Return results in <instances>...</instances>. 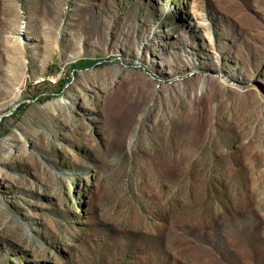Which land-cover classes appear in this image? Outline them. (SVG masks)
I'll use <instances>...</instances> for the list:
<instances>
[{
	"label": "rangeland",
	"instance_id": "374dc122",
	"mask_svg": "<svg viewBox=\"0 0 264 264\" xmlns=\"http://www.w3.org/2000/svg\"><path fill=\"white\" fill-rule=\"evenodd\" d=\"M233 1L258 31L225 0H0V264H264V0Z\"/></svg>",
	"mask_w": 264,
	"mask_h": 264
},
{
	"label": "bare ground",
	"instance_id": "6f19581e",
	"mask_svg": "<svg viewBox=\"0 0 264 264\" xmlns=\"http://www.w3.org/2000/svg\"><path fill=\"white\" fill-rule=\"evenodd\" d=\"M225 1L227 2V4H226L227 10L225 11V14L227 16L233 15L236 17L237 20H241L243 23H245L247 25L249 24V26L251 25V29H256L258 31V29L260 28V25L257 23L255 24L254 20L250 19L244 11L240 10V8L237 6L236 2H234L233 0H230V1L225 0ZM243 94L249 96V94H251V89L250 88L246 89L243 92ZM256 107H259V102L257 100H255L254 98H252L250 101V106H247V108L242 109L243 114H242L241 120H240V122L238 121L236 123L237 129H238V132L240 133V135L247 134L248 129L252 127L250 124L254 118V113H255ZM236 115L240 116L241 113H236ZM238 116H236V118H238ZM64 118H66V115H64ZM168 124L170 126V122ZM256 127H257V125L255 126V128ZM249 138H253L256 140L255 137L249 136ZM142 143L143 142H140L139 145H137L134 150H136V148L138 149V147H139L141 154H143L145 156V160L154 161L151 159L152 157H154L156 161H159L160 155L163 152H169L172 150V151L176 152L175 162L177 164L182 163V156L180 154L181 146H182L181 143L176 144V145H169L166 149H163V151L157 150L156 147L150 148L149 144L147 146V145L142 144ZM250 143H252V142H250ZM248 145H249V143H248ZM138 158H139V156L134 155L132 158V161L134 159H138ZM190 159L192 160V162L199 165L200 159L198 156L193 155L190 157Z\"/></svg>",
	"mask_w": 264,
	"mask_h": 264
}]
</instances>
